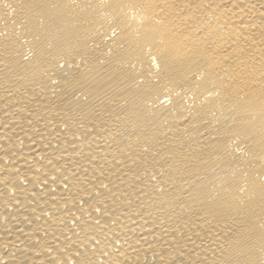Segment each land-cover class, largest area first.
I'll use <instances>...</instances> for the list:
<instances>
[{
  "label": "bare ground",
  "instance_id": "1",
  "mask_svg": "<svg viewBox=\"0 0 264 264\" xmlns=\"http://www.w3.org/2000/svg\"><path fill=\"white\" fill-rule=\"evenodd\" d=\"M0 264H264V0H0Z\"/></svg>",
  "mask_w": 264,
  "mask_h": 264
}]
</instances>
